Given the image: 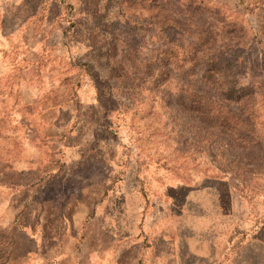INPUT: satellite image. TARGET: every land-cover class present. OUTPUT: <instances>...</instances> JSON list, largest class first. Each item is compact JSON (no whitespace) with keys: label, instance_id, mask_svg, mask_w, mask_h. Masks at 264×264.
<instances>
[{"label":"rangeland","instance_id":"374dc122","mask_svg":"<svg viewBox=\"0 0 264 264\" xmlns=\"http://www.w3.org/2000/svg\"><path fill=\"white\" fill-rule=\"evenodd\" d=\"M0 264H264V0H0Z\"/></svg>","mask_w":264,"mask_h":264},{"label":"trees","instance_id":"16d2710c","mask_svg":"<svg viewBox=\"0 0 264 264\" xmlns=\"http://www.w3.org/2000/svg\"><path fill=\"white\" fill-rule=\"evenodd\" d=\"M192 44H189L187 45V47L185 48L186 49V55H185V60L187 58H189V61L192 62V61H195L196 58L198 57V53L199 51H195V53L193 54L192 51L195 50V48H193ZM220 57H221V54L219 52H216V51H213V52H210L209 54H206L205 55V62H206V65H207V70H213V69H217L216 66L219 64L220 62ZM228 66V64L226 65ZM227 71V70H226ZM231 85V78L229 76V74H226L225 76V81H223V87H228ZM221 92V95L224 96L225 98H227L228 100H230L231 98V92L229 93H226V92H223L222 89L220 90ZM251 92V91H250ZM254 93L251 92V93H248V92H245L244 95L246 97H249V98H252L251 96L253 95ZM241 99V98H237V101ZM249 101V100H248Z\"/></svg>","mask_w":264,"mask_h":264},{"label":"crops","instance_id":"0c3cea01","mask_svg":"<svg viewBox=\"0 0 264 264\" xmlns=\"http://www.w3.org/2000/svg\"><path fill=\"white\" fill-rule=\"evenodd\" d=\"M162 237H163V235H162Z\"/></svg>","mask_w":264,"mask_h":264}]
</instances>
